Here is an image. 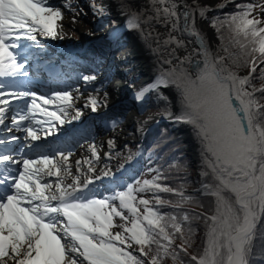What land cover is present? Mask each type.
Masks as SVG:
<instances>
[{
	"label": "snow or ice",
	"instance_id": "snow-or-ice-1",
	"mask_svg": "<svg viewBox=\"0 0 264 264\" xmlns=\"http://www.w3.org/2000/svg\"><path fill=\"white\" fill-rule=\"evenodd\" d=\"M226 6L221 2L216 8ZM113 7L124 19L125 31L135 32L154 57L151 80L133 93L138 112L143 114L149 99L163 102L164 117L191 125L202 141V189L213 198L212 214L197 217L203 218L207 226L203 250L191 255L189 261L182 259L180 253L187 256L191 246L189 214L161 213L151 206L152 200L139 195L152 193L156 205H166L171 201L157 193H171L179 197L174 205L177 209L193 200L182 184L172 188L159 183L163 178L160 170H150L156 172L150 180H137L109 195L97 196L88 187L94 179L107 177L115 182L123 177L118 178L107 165L94 178L82 181L81 175H73L68 163L72 148L68 145L75 142L78 129L64 131V147L34 143L41 140V131L44 137L56 134L53 129L57 124L53 121L62 128L82 115L74 108L78 97L72 91H53L45 96L30 87L33 80L29 62H35L37 74L41 70L54 72L38 36L64 39L75 31L81 22L79 17L86 13L74 7L71 0H63L62 5H54L51 0H0V130L25 133L23 142L16 135L0 136V264L264 261V243L258 244L260 221L264 218V84L256 87L253 82L264 81V0L235 4L238 11L211 19L209 27L220 41L215 51L196 24L197 18L209 19L207 13L212 10L199 0L191 4L187 0H109L108 5L89 0L94 18L102 20L111 15ZM65 10L71 14L67 31L63 23ZM225 28L230 33L227 44ZM108 36L118 44L120 29L114 28ZM189 44L194 45L191 52ZM229 46L239 47L240 51L232 52ZM181 51L188 54L181 56ZM192 53L199 59L194 60ZM240 68L248 69L247 74L234 70ZM257 69L259 75L254 76ZM78 79L93 86L84 107L92 112L107 108L109 93L104 90L101 95V89L94 86L97 74L81 73ZM106 82L115 83L114 90L119 91L118 81ZM173 95L176 113L172 111ZM13 101L22 103L13 107ZM50 104L57 109L44 107ZM37 112L45 119H36ZM111 126L118 127L119 121L112 120ZM107 145L113 149L115 141L109 139ZM44 148L47 151L41 150ZM90 151L96 160L100 159L94 143ZM106 155L112 158L111 153ZM132 160V154L123 157L116 172ZM82 163L88 164V172L96 173L91 160L76 161L78 173ZM170 167H177V163L173 161ZM51 177H55L54 182L47 179ZM176 239H180L179 245Z\"/></svg>",
	"mask_w": 264,
	"mask_h": 264
},
{
	"label": "bare ground",
	"instance_id": "bare-ground-1",
	"mask_svg": "<svg viewBox=\"0 0 264 264\" xmlns=\"http://www.w3.org/2000/svg\"><path fill=\"white\" fill-rule=\"evenodd\" d=\"M77 1L79 3L80 8H83L84 12L87 13V15L89 14L92 18H94L92 13H91V9L89 8V0H77ZM101 2L104 3L105 5L109 4V0H102ZM187 2L189 4H191L192 0H187ZM51 3L54 5H58L55 2H53V0L51 1ZM199 3L201 5H208V6L213 5L212 3L208 2V0H199ZM80 8L77 7V9H80ZM83 15H81L79 17V20L83 23L82 24L78 23L75 27V32L80 38V41L82 43L81 45L78 46L76 44H73L71 42L72 40L70 38H68L69 33L65 36L64 39H59V38L56 40H52L50 38H45V39L51 40V42L53 44H58L61 46L70 45L71 47H75L77 49V51L79 52V54L84 55V56L92 55V53H97V51L92 49V47L90 45L94 46L96 49L99 46H102V47L108 49V46H109L108 44L110 43L111 44L109 47L110 52H113L114 50L116 51L117 49L121 50L120 55L116 56V57L111 56L110 58H107L104 54V57H105L104 59H107L105 70L107 69L109 79H114L115 81L119 82V91L117 92L114 90L115 87L117 86L115 83L112 85H109L105 81L101 85V87H100L101 93L100 94L102 95L103 91L107 90V92L109 93V99H108L107 108L102 107L101 109L96 111L94 114L92 113L93 116H97V115L103 114L105 112L104 111L105 109L110 111V110L115 108V106L120 102L119 97L122 96L127 91L131 90V86H129V84L133 80V77H136V76L137 77L138 76L145 77V80H142L139 83L140 87L151 80V78L153 76L154 57L145 48V46L141 42L139 36L135 32L125 31V29L123 28L125 21L123 18H121L119 15H117L114 7L112 9V14L108 15V16L106 15V18L104 21H99V19H97V20H93L92 22H90L91 19H88V18L83 19ZM109 19H115L117 21V24H110V26L107 29L101 30V26L104 23L108 22ZM69 20H70V17L68 18L65 16V20L63 21V23L65 24L66 31H67ZM83 24L90 25L92 27V29H95L98 32L95 33V35H93V36L88 35L87 33L92 31V29H90L88 27L87 28L84 27ZM196 24H197V27H199L202 30V32L205 34L207 41L212 48V43L214 42L212 29L209 27V25L205 24V21H203L199 18H197ZM114 28L120 29L121 38H120L118 44H114L112 39L108 36V33L111 32ZM161 31H163V29H161ZM125 39H126V41L122 45L120 42H122ZM185 39H187V38H185ZM193 47H194V45L189 44L188 45V52H191ZM187 54L188 53L183 52V51H181L179 53V55H181V56H184ZM124 56H127V59H123L122 57H124ZM192 58L193 59L197 58L195 53H192ZM129 60H134L136 65H134V66L129 65V63H128ZM117 66L121 67V70H114ZM108 67H110L111 70ZM70 76L72 77V75H70ZM140 87H138V88H140ZM71 91L73 92L74 96L78 97V99H76L74 102V108L80 109L82 112V115L80 116V118L78 120L73 121L72 124H65V125H63L62 128L59 126L57 128V131L61 130V129L66 130L68 128H71V126L78 124L89 113L88 107H84V105L86 103L87 96H88V93L90 92V90H88V92H84V93L83 92H75L74 89ZM132 92H134V91H132ZM171 99H172L173 105L176 106V97L173 95L171 97ZM130 101L131 100L129 99L128 102H130ZM56 108H57V106H56ZM175 108H177V107H175ZM69 111H70V113L72 112L71 109ZM146 126H147V121H141L136 116H130V117H125L122 119V126L120 127L121 130L105 131L103 136H102L103 139L98 140L97 142L94 143L95 146L97 145L96 146L97 152H98L99 156L102 158L100 161H97L92 156V153L90 151V145L92 144L91 140L88 142H84V144H81L76 153L72 152V155L70 156L69 161H68V163L71 165V170H72L73 175H81V180L83 181L84 178L89 177L90 174H93V173L87 171V169H88L87 163L81 164L82 171L80 173H78L76 171V161H82L83 162V161L91 160L93 166L96 168V172L100 171L102 169H105L104 168L105 166L103 165L102 160H107V161L111 160L112 161V159H109L106 154L110 153L114 149V148L113 149L108 148L107 141L109 139H113L115 141V145H116L119 142L128 140V135H127L128 132L127 131H131L134 133L135 137H139V135H141L142 130L144 128H146ZM175 132H177V130H175ZM97 139H100V137H97ZM200 159H201V157H200ZM200 159H197V160L199 161ZM140 166H142V160L140 161ZM115 173L119 174L118 176L121 177V176H123V174H125V171L124 170H121L120 172L115 171ZM68 182H70V178H69Z\"/></svg>",
	"mask_w": 264,
	"mask_h": 264
},
{
	"label": "rangeland",
	"instance_id": "rangeland-1",
	"mask_svg": "<svg viewBox=\"0 0 264 264\" xmlns=\"http://www.w3.org/2000/svg\"><path fill=\"white\" fill-rule=\"evenodd\" d=\"M102 0H99V2H101ZM208 2L212 3L213 5L211 6L212 10L208 11L207 15L208 18L207 20H203L205 21V24L209 25L211 19L213 17L216 16H222V14L224 13H232V12H236L238 11V9H236L235 4L238 3H245V2H255V0H235V3H228L227 0H208ZM224 2L227 3V6L222 8V9H217L216 5ZM258 11V9L256 10ZM66 17H70L71 15L65 13ZM108 16V15H107ZM88 19H91L90 22H92L93 20H97L99 18H92L89 14L87 15ZM106 18V16L101 20L99 19V21H104ZM112 21H115L117 24V21L115 19H109L108 22L104 23L101 26V30L102 29H107L110 24H114L112 23ZM84 27H88L90 29H92V27L90 25H86L83 24ZM211 28V27H210ZM213 31V37H214V42L212 43V49L213 51L216 50L217 46L219 45L220 41L217 39V34L215 32V30L213 28H211ZM92 31H94L95 33H97L98 31L95 29H92ZM224 34H225V44L228 43V38L230 37V33L227 31V29H223ZM69 35L71 36V42L73 44H77L78 46L81 45V41L79 36L76 34V32H72L69 33ZM93 36V35H92ZM241 40H243V38H240ZM126 41L123 40L122 42H120L122 45L123 43ZM119 43V42H118ZM108 49H106L105 52V56L107 58H110V54L111 56H119L121 53V50H114L113 52H110V43L108 44ZM230 51L232 52H239L240 49L239 47L236 48H232L231 46H229ZM223 54V53H222ZM129 65H136L134 60H129L128 61ZM100 67V66H99ZM261 67H264V65H261ZM117 68V69H116ZM115 68V70H121V67L117 66ZM236 71H239V73L241 75H246L248 69L246 68H240V69H234ZM132 73V72H131ZM259 75V69H257V73L254 74V76ZM142 80H145V77H141V76H136L133 77V80L131 81V83L129 85L131 86V90H136L138 89V87H140V82ZM256 84V87H260L261 84H264V81H260V80H254L253 81ZM155 100V99H154ZM129 100H127L128 102ZM125 103V101H124ZM162 103H159L158 105H162ZM153 106H146L145 110L143 111V114H140L139 112H135L136 117L141 120V121H147V126L149 124H151L156 118H154V114L157 113L156 108L152 109ZM176 106L173 105L172 107V111L173 113H176L177 108H175ZM138 109V107H136ZM162 109H163V105H162ZM163 111V110H162ZM159 112V111H158ZM163 119H167L164 117V115H160ZM160 123H162L161 121L156 123V124H152L150 125V127L146 126V128H144L141 132V135H139V137H135L134 133L131 131H127L128 132V140L122 141L117 143L114 147V149L110 152L112 154V161L111 160H102V163L104 166L107 165L108 169H111L113 172L116 171L117 169V165L121 162H123V157L127 156V153L136 146V149H139L142 146L143 141H146V138L151 134L150 132L156 128L157 125H159ZM177 124H179V127L181 125L180 122H176L173 121L172 126L174 127V131L177 130V133H182L184 136L186 135L185 132H183L182 128H178L177 129ZM122 126V124H121ZM182 126V125H181ZM121 130V128H120ZM149 133V134H148ZM188 133L190 134L191 138L193 139V141L196 143L197 142V150L198 153L201 157L200 161H198L197 159L194 160V162H191L190 159L186 156L182 154L184 152L186 153H190L189 150H185L183 145H177V147L175 149H180V151H182V154L178 161H175L177 163V167H170V164L173 161H166L162 166L158 165L157 163L154 165H144L142 168L140 166V161L139 159H133L132 162H130V166H127L128 170H131V168L134 166H136V168H140L138 170V172L127 182V184H135V181L139 180L141 182H143V180L145 179H152L153 176L156 174L155 171H150V170H160L161 174H162V179L159 181V183H161L162 185H166L172 188H179L181 187V184L183 186V190L185 192H187L189 195L191 194H195L198 192H190L192 190L198 189L199 188V182H198V178L196 177V170L195 167H197L196 169H198L200 172L203 171L204 167H205V158H204V148H203V144L201 139L199 138L198 133L196 132V130L188 124ZM176 134V133H175ZM178 135V134H177ZM194 135V136H193ZM176 135H174L175 137ZM183 136V138H184ZM169 139H173V137H170ZM136 141H139V143H137ZM200 144V145H199ZM160 143L155 144L156 147H159ZM97 146V145H96ZM150 146V145H147ZM116 153H120V156H117ZM203 156V157H202ZM102 158L100 157L99 160L100 161ZM186 159L189 160V164H192L193 168H189L188 166H186L188 164V162L186 161ZM96 161V160H95ZM143 164V161H142ZM105 168V167H104ZM160 168V169H159ZM101 171V170H100ZM100 171H97L96 173L93 174H99ZM192 179V180H191ZM170 180V182H169ZM141 196H143L144 198H148L150 200H152V204L151 206L154 207V205H156L155 200L152 198V193H142L139 194ZM157 195H159L163 200H167V201H171L170 204H166L163 205L164 207L162 209H160L159 207H154V208H158L159 211H161V213H184L187 212L189 214V216L191 217L190 220V224H191V228H192V236H191V240L189 241L191 246L188 248V255L185 256V254L183 252L180 253V256L182 259H184L185 261H189L190 256L191 255H199L202 250H203V246L205 243V236H206V230H207V226L205 224V221L203 218H197L200 215H196L193 210H190L187 206L183 205L182 208H175L174 205L176 204V202L178 201L179 197L171 194V193H158ZM186 204L188 205H192L191 202H187ZM190 207V206H189ZM141 211H143V206H140ZM187 227V225H185V228ZM187 235V232L185 233ZM181 243L180 239H176L175 244L179 245ZM260 243H264V241H258V244ZM173 247H175V245H173ZM179 250V249H177ZM138 254V253H137ZM165 264H172L171 259H168L165 261ZM193 264V263H192ZM262 264V263H261Z\"/></svg>",
	"mask_w": 264,
	"mask_h": 264
},
{
	"label": "trees",
	"instance_id": "trees-1",
	"mask_svg": "<svg viewBox=\"0 0 264 264\" xmlns=\"http://www.w3.org/2000/svg\"><path fill=\"white\" fill-rule=\"evenodd\" d=\"M148 104H151V106H153L152 109L156 108L155 111L157 112L158 111L161 112L163 110L162 105H158L159 103H157L156 101H150L148 102ZM168 128L169 127L166 125H161L158 133L154 129L151 132V134L146 138L145 146L146 145H150V146L146 147L147 149L143 153L142 166H144L145 163H150L151 165H154L157 163L158 165L162 166L166 161L168 162L178 161L179 159L177 158L182 157V156H179L182 153V151H180L181 148L179 149H175V148L177 147L178 144L181 145L180 139L181 137L183 138L184 135L182 133H177L175 131L173 132L179 135L172 133L168 131ZM174 135L176 136L174 137ZM170 137H173V139H169ZM157 143L158 144L160 143L159 147L155 146V144ZM186 161L188 162L186 166H188L189 168H193L192 164H189V160L186 159ZM196 168L197 167H195V170H196L195 174H196V177L198 178L199 187L201 188V190L198 193L191 194V196L193 197V200L191 201L192 205L186 204L187 202L184 203V205L187 206L190 210H193V212L196 215H201V214L211 215L212 209H213V198L210 196H207L203 192L202 185L205 182L204 177L202 176V172H200ZM160 193H163V192H160ZM185 193L188 194L187 192ZM154 207H159L160 209H162L164 206L154 205ZM258 235L261 236L260 241H264V218H262L260 221ZM192 263L195 264V262H191V264ZM261 263L264 264V261L254 262V264H261Z\"/></svg>",
	"mask_w": 264,
	"mask_h": 264
},
{
	"label": "water",
	"instance_id": "water-1",
	"mask_svg": "<svg viewBox=\"0 0 264 264\" xmlns=\"http://www.w3.org/2000/svg\"><path fill=\"white\" fill-rule=\"evenodd\" d=\"M213 40H214V37H213ZM198 59H199V57L197 56V58L194 60H198ZM154 118L159 119V120L162 119L160 115H155ZM166 120L168 121V124L170 125L172 119H166ZM181 125L179 127V124H177L176 127H177V129L182 128L183 129L182 131L186 133V135L184 136L182 141L187 146V149L190 151V153L188 155L191 158V161H194V159H200V155H199L198 150H197V143H195L193 141L190 134L188 133V124L181 123ZM171 130L174 131V127H172ZM198 191H199V189L192 190L190 192H198Z\"/></svg>",
	"mask_w": 264,
	"mask_h": 264
}]
</instances>
